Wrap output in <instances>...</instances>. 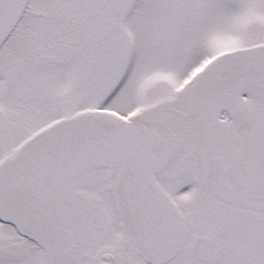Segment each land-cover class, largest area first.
Here are the masks:
<instances>
[{"label": "snow or ice", "instance_id": "snow-or-ice-1", "mask_svg": "<svg viewBox=\"0 0 264 264\" xmlns=\"http://www.w3.org/2000/svg\"><path fill=\"white\" fill-rule=\"evenodd\" d=\"M0 264H264V0H0Z\"/></svg>", "mask_w": 264, "mask_h": 264}]
</instances>
